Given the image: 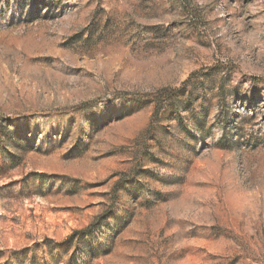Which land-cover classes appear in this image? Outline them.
I'll return each instance as SVG.
<instances>
[{
    "label": "rangeland",
    "instance_id": "374dc122",
    "mask_svg": "<svg viewBox=\"0 0 264 264\" xmlns=\"http://www.w3.org/2000/svg\"><path fill=\"white\" fill-rule=\"evenodd\" d=\"M0 264H264V0H0Z\"/></svg>",
    "mask_w": 264,
    "mask_h": 264
},
{
    "label": "trees",
    "instance_id": "16d2710c",
    "mask_svg": "<svg viewBox=\"0 0 264 264\" xmlns=\"http://www.w3.org/2000/svg\"><path fill=\"white\" fill-rule=\"evenodd\" d=\"M70 238H72V237H70ZM70 238H69V239H70ZM70 240H72V239H70ZM70 240H68V241H70ZM56 246L59 247L60 245H56Z\"/></svg>",
    "mask_w": 264,
    "mask_h": 264
}]
</instances>
